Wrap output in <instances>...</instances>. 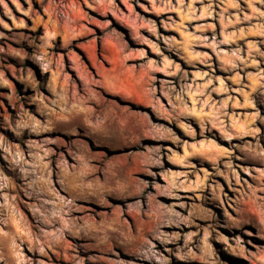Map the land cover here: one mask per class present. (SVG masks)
<instances>
[{"label":"rangeland","instance_id":"obj_1","mask_svg":"<svg viewBox=\"0 0 264 264\" xmlns=\"http://www.w3.org/2000/svg\"><path fill=\"white\" fill-rule=\"evenodd\" d=\"M0 264H264V0H0Z\"/></svg>","mask_w":264,"mask_h":264},{"label":"bare ground","instance_id":"obj_2","mask_svg":"<svg viewBox=\"0 0 264 264\" xmlns=\"http://www.w3.org/2000/svg\"><path fill=\"white\" fill-rule=\"evenodd\" d=\"M123 50H124V47H122V46H115V47H114L115 54H117V56H119L120 58H122V57H121V54H122V51H123ZM117 61H118V60H117ZM116 63H117V62H116ZM116 63H115L114 69H115V70H118L120 66H118ZM119 73H121V76H122V82H123V81H124V82L128 81V77L126 76V71H120ZM124 82H123V83H124ZM139 88H140V87H139ZM121 115H122V114H121ZM12 262L14 263L15 260L12 259Z\"/></svg>","mask_w":264,"mask_h":264}]
</instances>
